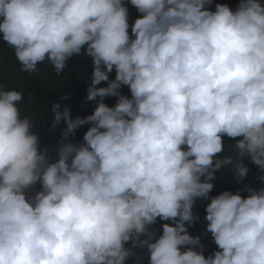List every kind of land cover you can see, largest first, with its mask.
<instances>
[{
  "label": "clouds",
  "instance_id": "clouds-1",
  "mask_svg": "<svg viewBox=\"0 0 264 264\" xmlns=\"http://www.w3.org/2000/svg\"><path fill=\"white\" fill-rule=\"evenodd\" d=\"M0 42L28 75L90 58L95 101L75 117L52 104L53 155L44 119L0 83V264H126L135 249L148 264H264V186L210 195L221 169L247 176L246 158L264 185L262 0H0ZM198 200L208 255L189 232Z\"/></svg>",
  "mask_w": 264,
  "mask_h": 264
},
{
  "label": "trees",
  "instance_id": "trees-1",
  "mask_svg": "<svg viewBox=\"0 0 264 264\" xmlns=\"http://www.w3.org/2000/svg\"><path fill=\"white\" fill-rule=\"evenodd\" d=\"M220 2L228 3L233 9L237 6L238 0H220ZM264 2V0H262ZM214 8V4H213ZM139 14L136 9L129 5V23H131ZM92 61L86 56H73L67 62V67L61 75H56L52 66L48 63L39 66V71L28 75L20 70L19 62L16 60L13 50L3 42H0V83L6 87L22 91L24 100L21 102L22 114L34 115L35 121L39 123L44 119V122L39 125L37 131L39 133L41 146L48 147L54 155L56 145L61 141V130L65 127L63 121L55 130H50L52 115L50 112L53 103L58 102L62 106H68L71 110V115L84 116L91 114L95 107V101H86L87 86L91 83ZM110 78H114V71L110 74ZM104 83L102 82V85ZM125 95H130L127 87L121 89ZM66 96L67 99H62ZM115 97L105 98V103L109 106L114 105ZM87 125L79 128L75 135L70 139L72 142H81L84 131ZM233 141H225V154L228 152L227 145ZM245 165L249 171L243 180H238L236 172L231 168H223L216 173L217 179L213 182L214 188L210 195H216L223 190L232 192L240 191L244 185H251L254 188H259L262 185L257 179V166L250 163L246 158ZM242 195L246 193L241 192ZM208 201L198 200L194 206V211L201 217L200 221L194 227L189 228V232L193 235H201L202 242L205 244V255H208L215 248L212 243L210 234L204 233L206 221L203 220L205 215V204ZM157 230L160 228V222L153 226ZM142 257L141 260L130 258L126 264H148L147 253L142 249H135Z\"/></svg>",
  "mask_w": 264,
  "mask_h": 264
}]
</instances>
